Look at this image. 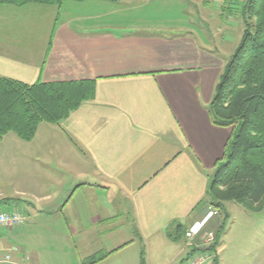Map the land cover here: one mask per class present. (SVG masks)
<instances>
[{
    "label": "crops",
    "instance_id": "crops-1",
    "mask_svg": "<svg viewBox=\"0 0 264 264\" xmlns=\"http://www.w3.org/2000/svg\"><path fill=\"white\" fill-rule=\"evenodd\" d=\"M67 1L0 4V76L94 84L91 99L41 122L32 140L0 138V208L25 216L0 228L9 256L0 264H83L93 254L103 255L93 264H141V255L185 264L183 232L209 211L208 183L234 133L212 121L209 104L239 42L221 52L222 32L193 29L188 9L185 23L153 12L126 23L119 10L98 12L104 0L82 1L97 9L85 19L67 15ZM126 1L117 9L163 2ZM175 227L182 236L172 239Z\"/></svg>",
    "mask_w": 264,
    "mask_h": 264
},
{
    "label": "trees",
    "instance_id": "trees-1",
    "mask_svg": "<svg viewBox=\"0 0 264 264\" xmlns=\"http://www.w3.org/2000/svg\"><path fill=\"white\" fill-rule=\"evenodd\" d=\"M64 1L0 0V4L59 6ZM243 8L240 41L209 104L212 121L232 126L234 133L225 157L215 165L207 195L217 208L225 201H234L249 212H260L264 208V0H246ZM93 96L94 84L89 79L27 84L0 76V138L11 132L30 141L41 122L57 124ZM224 221L215 229L211 248L218 244ZM168 236L182 235L175 227ZM102 256L93 254L83 264H93ZM141 259L144 264L142 255Z\"/></svg>",
    "mask_w": 264,
    "mask_h": 264
},
{
    "label": "rangeland",
    "instance_id": "rangeland-1",
    "mask_svg": "<svg viewBox=\"0 0 264 264\" xmlns=\"http://www.w3.org/2000/svg\"><path fill=\"white\" fill-rule=\"evenodd\" d=\"M120 1L121 2L118 4L103 1L102 3L106 5L105 9L99 10L98 12H105V15L106 13L119 10L114 18L126 23L131 21L138 23L140 22L139 20H141L140 18L143 19L145 16L152 17L153 14L159 18H164L165 22L185 23L187 18L184 19L185 17H182L180 12L182 9H188V16L191 20L193 19L192 23L194 21L192 24L193 29L198 30V26L199 28H204V31L206 28L211 31L214 27L218 32H222L219 35L222 40L219 46L222 49L220 50V47L218 49L223 53L231 50L232 46L234 48V44L239 42L242 35L244 25L241 13L242 9H244L243 6L246 0H163V2L159 4L156 2L143 4V8H137L138 10L132 11L128 9H117V7L121 5H132V1ZM90 3L91 1H67L65 4H69L71 9L65 10L69 12L67 15L85 19V16L97 12V9H87V7H92ZM151 12H153V14H151ZM107 18L108 17H106L105 20ZM85 22L86 20H82L79 23ZM218 28L222 29L220 30ZM237 205L239 204L234 201H225L221 204L220 208L210 204L209 210L215 211V214L213 215V224H210L207 228L212 230L215 234V229L221 224L222 220H225L224 231L220 234L218 244H215L213 248H211V245H213L215 239L211 244H206L207 242L203 237L186 241L190 251L208 248L212 251L213 255L215 254L210 264H264V208L260 212H249L243 208L246 213L244 214L246 216H244L241 212L243 211L241 210L242 206L239 205L240 208H237ZM2 208L4 207L0 209L4 210ZM234 216H237V222L231 227L230 225L233 219H235ZM239 223H242L246 230H242L243 226L239 227ZM230 227L231 229L229 231ZM185 233L186 231L183 233L184 240H188ZM136 243L137 242L133 245H137ZM219 245L221 251L216 254V249L220 250ZM134 247L136 246H132V256L135 249ZM51 251L55 252L56 249H52Z\"/></svg>",
    "mask_w": 264,
    "mask_h": 264
},
{
    "label": "built area",
    "instance_id": "built-area-1",
    "mask_svg": "<svg viewBox=\"0 0 264 264\" xmlns=\"http://www.w3.org/2000/svg\"><path fill=\"white\" fill-rule=\"evenodd\" d=\"M214 214L215 211L209 210L200 221L191 225L185 233V236L188 238L187 241L203 237V239L207 242L206 244L213 243L215 234L212 230L207 228V225ZM24 222L25 216L21 211L17 209L12 211H4L0 209V228L19 227L22 226ZM218 253L219 249H216V254ZM1 255H3V258L0 259V262H7L9 258L8 254H2L0 250V256ZM214 255L208 248L202 250L195 249L187 256L185 264H210L213 261Z\"/></svg>",
    "mask_w": 264,
    "mask_h": 264
}]
</instances>
